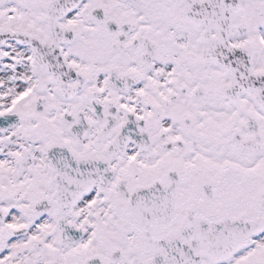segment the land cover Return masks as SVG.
Returning a JSON list of instances; mask_svg holds the SVG:
<instances>
[{"label":"snow or ice","instance_id":"1","mask_svg":"<svg viewBox=\"0 0 264 264\" xmlns=\"http://www.w3.org/2000/svg\"><path fill=\"white\" fill-rule=\"evenodd\" d=\"M0 264H264V0H0Z\"/></svg>","mask_w":264,"mask_h":264}]
</instances>
